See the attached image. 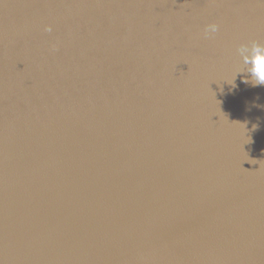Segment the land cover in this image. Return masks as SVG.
I'll use <instances>...</instances> for the list:
<instances>
[{
    "label": "water",
    "instance_id": "95a60500",
    "mask_svg": "<svg viewBox=\"0 0 264 264\" xmlns=\"http://www.w3.org/2000/svg\"><path fill=\"white\" fill-rule=\"evenodd\" d=\"M253 43L264 0H0V264H264Z\"/></svg>",
    "mask_w": 264,
    "mask_h": 264
},
{
    "label": "clouds",
    "instance_id": "9594fccd",
    "mask_svg": "<svg viewBox=\"0 0 264 264\" xmlns=\"http://www.w3.org/2000/svg\"><path fill=\"white\" fill-rule=\"evenodd\" d=\"M46 31H51V29L47 28ZM218 31L219 25H209L204 30V36L210 37ZM237 52L245 65V69L239 73L246 72L250 75V80L246 76L244 77V82H250L254 87L264 85V44H241Z\"/></svg>",
    "mask_w": 264,
    "mask_h": 264
}]
</instances>
